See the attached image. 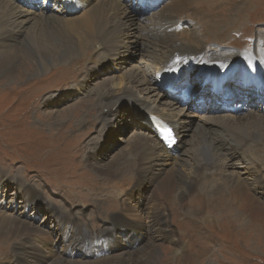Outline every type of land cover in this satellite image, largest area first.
<instances>
[{
  "label": "bare ground",
  "instance_id": "1",
  "mask_svg": "<svg viewBox=\"0 0 264 264\" xmlns=\"http://www.w3.org/2000/svg\"><path fill=\"white\" fill-rule=\"evenodd\" d=\"M35 1L0 0V80L4 79L13 84L22 77H27L33 70L31 61L35 62L37 72L45 73L51 69V65L67 63L78 54H86L90 48L96 49L98 58L95 61L96 67L90 70L94 73H88L86 77L91 80L95 75L101 78V71H96L99 67L104 68V63H109L115 71L122 69L117 65L118 61L132 66L131 60H128L132 54L131 49L136 51L137 45L142 42L144 50L146 49L144 52H147L149 57L147 60V56L143 55L141 63L146 66L130 67L129 74L105 78L107 80L97 86L96 119L108 126V130L109 126L117 129L124 110L122 104L126 103L127 99L136 104L127 105L126 115H141L150 120L146 122L147 132L140 131L130 137L123 155L114 156V159L106 163H100L95 155L96 150H100L99 143L95 142L97 138L87 146V158L96 172V177L112 180L111 186L106 188V193L97 202L94 210L88 209L77 217L69 208L67 214H62L63 211L59 209L57 213H53V200L50 199L49 190L45 185L27 184L29 181L24 179L21 182L13 177L11 183L22 193L24 210H28L34 203H42L52 215L54 223L52 230H46L34 225L30 219L22 218L18 214L21 211L19 208L12 210L16 213L14 214L7 212L8 207H0V244L14 246L12 254L4 255L6 261H1L0 264H9L10 261V264H29L33 259L38 260V264H192L201 255L209 252L211 243L214 242L211 237L200 233L202 227L198 228L196 225L202 222L199 220L200 216H214L219 210L226 208L236 213L234 224H245L249 218H252L256 225L262 221L264 118L257 117L250 107L256 105L255 95H260L261 104H264V71L255 55L244 58L245 52H226L225 49H236L220 47L221 44L215 43L211 48H207L203 39L199 38L207 37L208 34L213 41L219 42L221 37L236 31L237 25L245 15H241L242 10L247 9L245 1L170 0L168 4H164L166 7L160 14H155L153 19H149L148 28L144 31L145 34L141 35L140 43L139 38L134 37L135 33L128 31V27L124 33L125 26L134 24V19H130L125 13L129 10L137 18L145 16L133 11L132 6L123 0H40L42 6L38 8L33 4ZM158 1L130 0V3L141 4L143 9H147L159 6L162 1ZM223 4L230 7L223 15L228 21L233 20L230 27L228 24L223 28L215 27V24L219 23L216 21L210 24L197 21L201 13L205 18L219 17L218 10ZM163 6H160V9ZM203 27L208 28L203 31ZM59 28L61 34L66 30L68 37L63 36L62 41L44 39L47 30ZM241 32L247 40L248 28ZM260 35L262 40L258 42L255 52L264 56V31L260 32ZM129 42L135 44L129 45ZM119 49L120 60L112 58L100 62V57L110 55L111 58ZM177 53L182 55L175 58ZM21 59L23 62L19 64ZM18 66L20 71L16 76L15 70ZM192 71L194 73H191ZM236 72H241L244 76L241 86L245 89H238L240 95L232 92L230 83H234V80L230 82L228 79ZM196 76L202 82L194 85L192 79L197 78ZM81 82L74 90L59 97V100L65 101L63 98L78 92L88 96L89 92L80 89ZM205 83L210 84L212 88L214 86V90L201 93ZM180 87L186 88L182 89L185 93L190 91L194 100L189 93V100H185L181 94L177 96L176 91ZM165 94L167 101L164 102ZM55 99L58 98H49L48 104L45 101L47 107L51 102H55ZM203 100L205 103L198 105ZM83 105L64 111L52 126L60 123L73 124L74 120H80L85 112L90 116L89 107ZM230 111L240 116H234ZM214 112L219 115L213 116ZM192 114L200 116L199 135L191 142L193 152L189 153L185 147L190 141L186 140V136L194 128L191 123ZM110 117L112 119H109ZM90 119L83 118L79 123L89 122ZM158 122L171 127L175 138L178 139V143L170 150L158 139ZM62 128L64 133L65 128ZM108 130L102 132L103 140L106 136L110 137ZM105 144H102L101 151L105 149ZM77 145L72 149L71 160L75 166L74 170L79 171L82 166L77 160L81 145ZM65 150L69 154L68 146L63 147L61 152ZM200 153L205 155L204 159L199 158ZM57 157L51 170L58 168L66 172L62 173L63 177H68L70 167L65 164L64 153ZM237 159L245 165L244 173L241 170L227 173V166L234 169L237 167ZM162 170L170 171L164 175L152 191L151 197L146 200V204L154 205L153 221L147 223L151 232V235H148L135 216H125V213L128 215L136 211L131 204L129 188H133V195L137 196L139 204L143 205L148 191L147 188L140 187L145 183L138 185L139 181L148 179L154 185L155 180L161 177ZM60 171H55L58 180ZM4 172V169L0 168V180ZM87 177V183L83 179L85 176H82L83 181H59V190L68 196L70 192L80 197L82 192L92 194L87 187L92 188L89 182L94 177ZM30 179L32 180L31 177ZM6 189L8 187H0V192L2 190L5 198H8ZM80 199L82 201V198ZM17 201L11 200L9 207ZM229 214L223 213L217 220L228 229ZM260 230L263 231L262 237L244 241L247 248L249 242L255 241L264 248V226ZM61 239L66 242L62 248L59 247ZM127 242H134V247L127 246ZM43 249L58 256L54 258L45 255ZM138 249L140 250L136 251ZM137 253L139 254L136 257Z\"/></svg>",
  "mask_w": 264,
  "mask_h": 264
},
{
  "label": "rangeland",
  "instance_id": "2",
  "mask_svg": "<svg viewBox=\"0 0 264 264\" xmlns=\"http://www.w3.org/2000/svg\"><path fill=\"white\" fill-rule=\"evenodd\" d=\"M42 1L36 0L35 3L33 4L38 8L42 6ZM123 1L131 5L133 11H138L140 16L141 14L145 16V17L137 18L135 15H133V13L131 14L129 10L128 12L125 13L127 17H129L130 19H134V24L133 26H131L130 24L128 26H125L123 31L125 33L126 32L125 28L128 27V31L134 32L135 33L134 37L139 38V43H140L141 35L145 34L144 31L148 28L147 25L149 24L150 21L149 19H153L155 14L156 15L160 14L163 8L166 7L165 5L168 4L169 3L168 1L170 0H159L158 2L162 1V3L159 4V6H157L156 8L149 7L147 9H143V6L141 4L132 5L130 3V0H123ZM233 1H237V0H233ZM242 1H245L248 5L246 4L245 6V8L247 9L242 10L241 15L244 14L245 15L241 18V22L237 25L236 31H232L229 33V35L225 37H221V39H219L220 43L218 41L216 42L213 41L214 39L212 40L211 36L210 35L208 36V34L207 37L200 36L199 38L203 39L204 41L203 44L206 45L207 48H211L212 45H214L215 43V44H221L219 45L220 47L236 49V50H227L224 48L226 52H233L236 54H239L240 52H245V55L243 56L244 58L251 56L252 54L255 55L258 60L257 62L261 64L262 70L264 71V56L263 54L261 55L255 52V49L258 47V42L262 40V36L260 35V32L264 31V0H251V1L240 0L239 2ZM160 6L163 7L160 9ZM57 8L59 9L60 7L57 6ZM229 8L230 7L228 5L225 6L223 4L222 8L218 10L219 17L205 18L201 13L198 15L197 21L198 20L200 22L205 21V24H207L208 22H209L208 24H210L216 21L219 23L215 24V27L223 28L226 27L227 24L228 27H230L233 23V20L228 21L227 19L223 18V15L226 14V11L229 10ZM141 11H143L144 13L143 12L141 13ZM60 15L61 14L59 13V16ZM130 15H132V17H130ZM205 28L203 27L202 30L206 31L208 27L206 29ZM244 28H248L247 40L242 36V32H241ZM63 36L68 37V32L64 30L62 31L61 34L59 28V29L47 30L44 34V39L48 41H62ZM130 44H135V43L129 42V45ZM198 46L200 47L201 45ZM253 47L254 49L250 50V48ZM121 49L116 51V53L114 54L115 56L112 55L113 57L111 56V58L109 57L110 55H105L100 57L101 60L100 62L103 63L104 61L110 60L112 58L114 60L116 59L120 60L118 57L120 56L119 51ZM240 49H243V51H237ZM88 50L89 51L86 54H81V55L78 54L74 56L73 59L71 58L67 63H64L62 65L60 64L58 66H56L55 64L51 65L52 66L51 69L50 70L47 69L48 71L45 73L37 72L35 68L36 66L35 62L31 61L33 70L28 74L27 77H22V79L18 80L17 82H14L13 84L6 82L4 79L0 80V168L4 169L5 171L0 180V187H8V189H6L5 192L8 198H5V195L2 193V190L0 192V207H8L6 208L7 212H12V210H14L15 208H19L21 211H23L22 213L21 211L18 213L19 215L22 216V218L30 219V222H32L34 225L44 227L46 230L49 229L52 230L53 227L52 224L54 223V221L52 220V215L49 214V211L42 203H38V204L34 203L29 207L28 210H24V208L22 207L23 205L22 193L21 191L16 189V185L14 183H11L13 177L17 178V180L21 182L24 179L26 181H29V183L27 184L30 183L36 185L39 184L40 186L45 185L49 190L50 199L53 200L51 206V212L53 213H57L58 209L61 212L63 211L62 214H67V212L72 211V213H74L77 217L79 213L86 212L88 211V209L94 210V207L96 206L97 202L106 193V188L111 186L110 181L112 180H108L105 177H100V178L96 177L95 174L96 172L93 166L90 165L87 158V153H86L87 146L89 145V143H91L94 139L97 138L95 142L99 143L100 150L99 151L96 150L95 155L100 161V163L101 162L106 163V161L108 162V160H112L115 157L123 155V153L127 150V142L130 139V137L134 136L137 132L140 131L141 133H144L145 131L147 132L146 122L150 120L142 117L141 115H137L135 117L126 115L127 105L136 104V103H130L129 102L130 100L127 99H125L126 103L122 104L124 110L121 114L122 117L120 119V123L117 129H112L111 126H109V130H108V126L104 125L102 122L96 119L98 118L97 117L98 114L95 109L97 103V95H96L97 86H100L105 80L109 78L111 79L117 77V75L119 77L120 74H125V75L129 74L130 67L146 66L144 65V63H141L142 59L144 58L143 55L147 56V57L145 56L147 60L149 58L148 53L144 52L146 51V49L144 50L142 42L137 45L136 51L131 49L132 54L128 57V60H131L132 66H129L128 64H124L118 61L117 65L122 67V69H120L119 71H115L113 67L109 65V63H104L103 65L104 68L103 67L97 68L96 72L101 71L99 76L102 78V80L101 78H97L96 75L93 76L92 80L86 77V74L91 73L90 70H93L96 67L95 61L98 58L95 48H90ZM135 53H137L136 57H134ZM180 55L182 54L177 53L175 58H177ZM106 56H108V58H105ZM186 58L189 59L188 57ZM125 59H127V57H125ZM22 62L23 59L20 60L19 64H21ZM108 65L109 67H107ZM19 71L20 70L18 66L15 70L16 76L19 75ZM191 73H194V71H192ZM242 78H244V76L242 75L241 72H236L230 75L228 78L230 82L234 80V83L232 82L230 83L232 86L231 90L233 93L237 95H240L238 89H242V91H244L245 89L244 86H241V84L243 83ZM192 81L194 85L200 84L202 82L198 77L193 78ZM79 82H81L79 84L80 89L82 88L81 90L89 92L88 96L78 92L69 95L66 98H63V100L65 99V101L59 100V97L65 96L66 92H69L70 90H74ZM202 88L203 91L201 93L203 92L209 93L214 90V86L212 88L211 85L208 83L202 85ZM178 89L182 90L186 88L180 87ZM179 94H181V92L179 91L176 92L177 96H179ZM246 95L250 96V94H246ZM191 96L192 99L194 100V96L192 95V93ZM49 98H51V100L54 98H58V99H55L56 101L51 102V105L47 107V104L50 101L48 100ZM164 99H165L164 102L167 101L166 94ZM82 100L84 101L80 102ZM254 100L256 101L255 102L256 105L250 108L254 110V113L257 117L264 118V104H261L262 102L260 101V95H255ZM45 101L47 104L45 103ZM203 103H205V100L199 102L198 105ZM80 104H84L83 107L88 106L90 109L89 110L90 116L85 112L83 114L84 116L80 120L89 117L91 118L89 122H84L80 124L79 123L80 120L76 119L73 122L74 125L68 123L67 125H64L65 123H60L57 126L56 125L52 126V124L56 122V119L62 116L64 111H67L70 108H74L75 106H78ZM232 113L234 114V116H240V114L238 115V113H234V112ZM197 115L198 114L191 115L192 116L191 123H192V127L194 128L191 130V132L188 133L189 135L186 136V140L187 141L190 140L185 147L186 149H188L189 153L193 152L192 145H190L192 144L191 142H194L195 137L199 135L198 121L200 119V116ZM217 115L219 114L217 112H214L213 116H217ZM109 119H112V117H110ZM109 123H112V121H109ZM62 127L66 129V130L64 129L65 131L64 133ZM104 130L105 131L108 130V134L110 135V137L106 136L105 140L101 138L102 132ZM73 140L75 141L72 142ZM78 143L80 144L77 145ZM102 144H105V149L103 151H101L103 147ZM76 145L78 147L81 145V152L77 160L78 163L81 164L82 166L79 168L80 169L79 171L74 170L75 166L71 160L72 149ZM65 146H68L69 154L66 153V150L64 152H61V149ZM94 147L96 148L95 145ZM15 153L16 155H14ZM63 153L65 155V164H67V167H70V169L67 172L68 177H63L62 173H66V172L60 171L58 168L55 170L53 168L54 171L51 170L53 165H55V161L58 159L57 156H60ZM204 157L205 155L203 153H200L199 158L204 159ZM23 160H25V162ZM233 162L236 163V161ZM236 170H241V172L244 173L245 165L241 164V162L238 161L237 167L235 169L227 166V173H232ZM7 171H13V172H7ZM55 171L56 172L60 171L58 174L59 180L56 177L57 174L55 173ZM169 171L170 170L160 171L161 177L155 180L154 185H152L148 179H142L141 181H139L138 185L140 186L141 183L143 184L145 183L144 186H140V187H145L147 188L148 191V194L144 199L143 205H140L139 198L133 195V191H132L133 188L131 187L129 188L132 197L131 204L133 207H135L137 213L136 211L131 212V214L128 215L125 213V216H128L129 218H131L132 215L135 216L137 218V221H139V223L143 225L142 228L147 230L148 235H151L150 229L148 230L147 226L153 221L154 216L152 214L154 211V205L152 203L146 204V200L151 197L152 191L155 189L157 184H159L160 180L164 178ZM82 176H85V178L83 179L85 180L86 183H87L86 178H88L87 176L94 177V179H92L89 182L92 188L87 187V190L90 192L92 191V194L82 192L80 197L78 194L70 192V195L68 196V195H64V192L59 190L60 189L59 181H66L71 183L77 181H83ZM30 177L32 178V180L30 179ZM99 183L101 185H96ZM17 185L19 184L17 183ZM80 198H82V201ZM11 200L12 201L18 200V201L15 202L11 207H9V202ZM226 212L228 214L230 213L229 229L225 224L220 225L219 222L217 221L219 220V216L221 217L222 214ZM234 213H235L234 210L225 208L219 210V213L217 215L214 216L210 215L209 217H205V216L199 217V220L200 221L202 220V222L201 224H196V225H198V228L202 227V229L199 230L200 233H203L204 235L211 237L212 239H214V242L211 243V250L207 252L204 256L201 255L199 258L196 259L195 261L196 263L194 262L192 264H264L263 246L258 245L255 241L253 243L249 242L248 243L249 246L247 248V243L244 242L248 239H254L263 236V231H261L260 229L264 226V217L260 223H257V225L255 221L252 220V218H249L245 224H237V223L234 224L233 222L235 221L234 219L236 215V213L235 214ZM145 214L147 216H145ZM139 217L141 220L139 219ZM62 245L63 246L66 245V242L63 239L60 240L59 247L62 248ZM126 245L129 247H134L135 243L129 242L128 244L127 242ZM13 247H14L13 244L10 245L0 244V262L6 261L5 256L12 254L11 251L13 250L12 249ZM140 249L136 251H139ZM43 251L45 255H48L50 257L53 256L55 258L56 256H58V255L50 254L48 253V251L46 252L45 249H43ZM121 252H127V251H121ZM138 254L139 253L136 254V257ZM10 263L11 261L9 262V264ZM35 263L38 264V260L33 259L32 261L29 262V264H35Z\"/></svg>",
  "mask_w": 264,
  "mask_h": 264
},
{
  "label": "snow or ice",
  "instance_id": "3",
  "mask_svg": "<svg viewBox=\"0 0 264 264\" xmlns=\"http://www.w3.org/2000/svg\"><path fill=\"white\" fill-rule=\"evenodd\" d=\"M163 133H164V139L171 142L172 140V131L170 128H165L163 130Z\"/></svg>",
  "mask_w": 264,
  "mask_h": 264
}]
</instances>
